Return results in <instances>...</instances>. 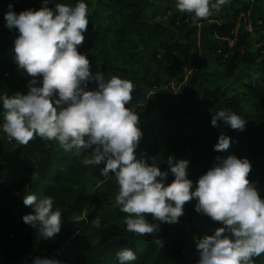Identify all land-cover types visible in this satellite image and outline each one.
Here are the masks:
<instances>
[{
  "label": "trees",
  "instance_id": "trees-1",
  "mask_svg": "<svg viewBox=\"0 0 264 264\" xmlns=\"http://www.w3.org/2000/svg\"><path fill=\"white\" fill-rule=\"evenodd\" d=\"M56 3L75 4L76 0H50L47 6L55 9ZM86 3L89 23L78 51L90 64L96 57L101 58L100 67L91 70L93 74L99 71L106 78L116 75L133 82L132 100L126 107L140 117L143 136L136 149L137 158H146L149 165L156 163L164 171L168 170L169 156L179 160L189 155L187 173L194 185L218 156L247 158L252 165L248 179L264 199V0H229L218 13L196 22L174 4L159 13L160 3L164 5L168 0ZM9 5L19 14L40 10L44 0H0V95H26L34 78L12 60L19 32L5 25ZM248 14L254 24L262 23L261 28L255 25L256 43L260 45L256 51L243 23ZM200 25L206 26L208 43L205 63L196 68ZM178 33L183 34L182 40ZM251 70L255 73L246 91L230 95L224 83L239 72L248 76ZM96 86L92 81L88 90ZM172 86H180L179 91ZM204 109L210 116L200 121ZM222 109L245 117V129L234 130L223 122L213 127V114ZM179 115L186 120L187 136L178 134L172 124V118ZM222 134L233 141L227 152L214 150ZM6 143L0 130V170L9 171L5 178L0 177V264H33L36 257L58 259L62 264H119L117 253L123 248L136 253V260L130 264H198V239L224 226L196 212L197 200L193 199L185 203L178 223L168 224L166 229L160 225L153 234L127 232V214L113 203L119 189L114 174L103 177V163L89 167L82 163L91 149L76 156L60 149L56 141L36 136L26 145L14 140L15 152L10 157ZM8 163H12L9 170ZM173 180L169 172L167 183ZM28 191L39 197L51 196L54 208L60 209L61 231L54 238H41L23 222L22 217L33 212L23 203ZM146 217L149 222L159 223L151 214ZM72 238L85 247L67 249ZM156 239L162 242L160 246L153 243ZM254 260L255 264H264V254Z\"/></svg>",
  "mask_w": 264,
  "mask_h": 264
},
{
  "label": "clouds",
  "instance_id": "clouds-1",
  "mask_svg": "<svg viewBox=\"0 0 264 264\" xmlns=\"http://www.w3.org/2000/svg\"><path fill=\"white\" fill-rule=\"evenodd\" d=\"M44 0L40 10H11L5 14V25L17 29L14 41L15 63L33 77L27 94L0 95L3 122L0 130L17 143L26 145L38 136L56 141L65 152L79 156L91 149L82 163L104 164L101 175L114 174L119 186L115 206L126 213V231L153 234L159 223L176 224L184 214V205L197 200L195 210L221 222L224 226L213 235L197 241L198 264H255L264 254V199L256 184L248 179L252 165L247 158L218 156L216 163L196 182L188 178L189 161L169 156L168 170L156 163L149 165L137 158L136 149L143 136L140 117L126 107L132 100L134 84L129 79L105 77L90 70L87 56L78 51L85 41L89 23L86 0L75 4L56 3L55 9ZM229 0H174L175 8L192 16L193 21L218 13ZM41 79L37 80L36 78ZM96 87L88 90L89 83ZM41 86H37V84ZM218 122L243 131L247 120L231 109L213 114L211 125ZM232 138L220 135L214 145L217 152H227ZM169 172L174 180L169 184ZM25 206L32 213L22 217L43 239H52L61 231L62 214L54 208L51 196L39 197L28 191ZM153 243L158 246L161 241ZM119 264H130L136 253L123 248L117 253ZM33 264H62L58 259L36 257Z\"/></svg>",
  "mask_w": 264,
  "mask_h": 264
},
{
  "label": "rangeland",
  "instance_id": "rangeland-1",
  "mask_svg": "<svg viewBox=\"0 0 264 264\" xmlns=\"http://www.w3.org/2000/svg\"><path fill=\"white\" fill-rule=\"evenodd\" d=\"M174 4V0H168V3H165L164 5L160 3V5H162L161 10L159 13H162L166 10L167 7H169L170 5ZM175 5V4H174ZM2 7L0 6V13H1ZM160 17V14H159ZM147 20L151 19V15H147L146 17ZM243 23L247 24L246 28L248 29V31L251 33V38H252V45H253V49L254 51H256V49L259 48L260 45H258L256 43L257 41V35L255 32V25L257 24L256 27H262V23L261 22H257L256 24H254V21L250 20V14L246 15L243 18ZM200 32H199V38H198V55L195 57L194 61L196 64V68L197 65L203 64L205 63V54H206V47H207V43H208V34L206 31V26H202L200 25ZM178 39L182 40L183 34L178 33L177 35ZM234 41L230 42V45H233ZM12 60L15 62L14 60V56L12 57ZM101 64V58L100 57H96L93 62L90 64V70L96 69L98 67H100ZM197 70V69H195ZM242 73H237L236 75H234L233 78L229 79L226 83H224L226 86V88L229 91L230 95H236L239 93H243L246 91V85L249 83V81L251 80V78L254 76L255 71L251 70L248 74V76H245ZM191 74V72L189 73V75ZM213 83H215L216 79L212 78ZM174 91H179V87H175L172 86ZM209 112L208 110L204 109L201 111V117H200V121H204L205 119H208L209 117ZM172 124L173 126H176V132L182 136H187L189 135V130L186 129V120L183 118L182 115H179L176 118H172ZM2 131V130H1ZM3 132V131H2ZM3 136L6 139V146H7V153L10 157H12L14 155L15 152V145H14V139L8 137V135L6 133L3 132ZM190 156L189 155H185L183 157L184 160H189ZM146 161H149L148 159L145 158ZM11 161V160H10ZM12 167V163H8L7 166V170L11 169ZM7 172L6 170H0V177L1 178H5L7 176ZM21 179V175L18 174V176L16 177V180L19 181ZM113 203L115 204V197L113 199ZM160 223V222H159ZM160 225L166 229L168 228V224L167 223H160ZM85 247L84 243L81 241H78L77 238H72V240L67 244L66 248L67 249H83Z\"/></svg>",
  "mask_w": 264,
  "mask_h": 264
}]
</instances>
